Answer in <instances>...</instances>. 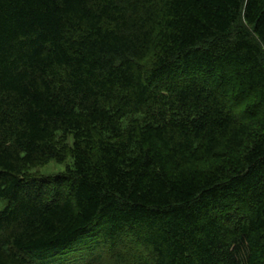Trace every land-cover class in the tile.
<instances>
[{
	"label": "trees",
	"instance_id": "1",
	"mask_svg": "<svg viewBox=\"0 0 264 264\" xmlns=\"http://www.w3.org/2000/svg\"><path fill=\"white\" fill-rule=\"evenodd\" d=\"M0 198V264H264V0H0Z\"/></svg>",
	"mask_w": 264,
	"mask_h": 264
},
{
	"label": "rangeland",
	"instance_id": "2",
	"mask_svg": "<svg viewBox=\"0 0 264 264\" xmlns=\"http://www.w3.org/2000/svg\"><path fill=\"white\" fill-rule=\"evenodd\" d=\"M70 163V159H68L65 163H56L50 162L49 164L45 165L44 167H40L35 169L34 171L42 172L44 174H52L54 172H61L66 169L67 164ZM6 200L0 198V210L5 206Z\"/></svg>",
	"mask_w": 264,
	"mask_h": 264
}]
</instances>
